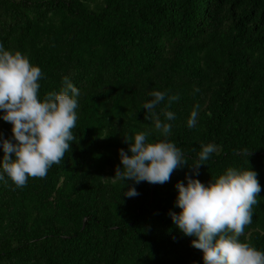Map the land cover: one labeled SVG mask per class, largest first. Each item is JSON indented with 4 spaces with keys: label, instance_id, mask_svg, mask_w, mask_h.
<instances>
[{
    "label": "trees",
    "instance_id": "16d2710c",
    "mask_svg": "<svg viewBox=\"0 0 264 264\" xmlns=\"http://www.w3.org/2000/svg\"><path fill=\"white\" fill-rule=\"evenodd\" d=\"M0 41L40 66L41 98L65 75L80 89L61 161L23 186L0 180V264H204L171 218L181 210L176 182L191 174L207 183L228 167L258 173L239 239L264 250V0H0ZM152 90L166 95L148 112ZM157 115L172 125L167 137ZM11 128L0 118L4 138ZM146 130L174 141L190 164L202 144L217 150L198 174L184 164L164 183L125 185L112 177L119 149ZM129 184L138 195L123 194Z\"/></svg>",
    "mask_w": 264,
    "mask_h": 264
},
{
    "label": "clouds",
    "instance_id": "9594fccd",
    "mask_svg": "<svg viewBox=\"0 0 264 264\" xmlns=\"http://www.w3.org/2000/svg\"><path fill=\"white\" fill-rule=\"evenodd\" d=\"M42 75L40 66L32 64L21 51L5 48L0 41V118L12 125L10 138L0 134L4 152L0 180L10 179L16 186L25 185L29 176H45L52 164L61 161L75 138L72 130L78 118L80 89L65 75L60 91L47 92L41 98ZM149 95L152 99L142 106L153 112L166 93L152 90ZM178 98L170 96L169 103ZM199 107L197 104L191 110L188 127L196 125ZM164 115L171 120L175 113L166 110ZM155 128L167 137L172 125L157 115ZM150 135L146 130L136 132L134 137L125 136L129 150L119 149L122 166L116 167L112 177L125 185L129 181L164 183L175 169L190 164L174 141L150 140ZM216 150L214 143L202 144L198 159L190 164L193 171L198 174L199 165ZM244 152L248 158L250 153L247 149ZM185 179L187 183L176 182L175 203L181 210L170 214L184 234L194 237L191 243L202 250L204 264H264V250L239 239L245 225L252 222V206L258 203L261 184L257 171L228 167L207 183L191 174ZM123 194L132 197L139 192L129 184Z\"/></svg>",
    "mask_w": 264,
    "mask_h": 264
}]
</instances>
